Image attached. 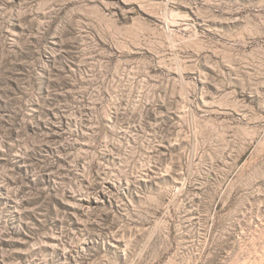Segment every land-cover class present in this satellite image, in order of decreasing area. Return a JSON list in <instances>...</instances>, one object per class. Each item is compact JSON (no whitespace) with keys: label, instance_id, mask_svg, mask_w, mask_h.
<instances>
[{"label":"rangeland","instance_id":"obj_1","mask_svg":"<svg viewBox=\"0 0 264 264\" xmlns=\"http://www.w3.org/2000/svg\"><path fill=\"white\" fill-rule=\"evenodd\" d=\"M0 264H264V0H0Z\"/></svg>","mask_w":264,"mask_h":264}]
</instances>
